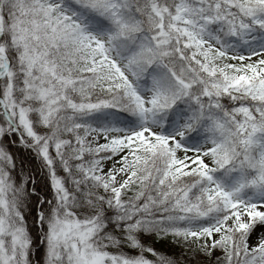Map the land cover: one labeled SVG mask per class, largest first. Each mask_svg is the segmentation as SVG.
Segmentation results:
<instances>
[{
	"label": "snow or ice",
	"instance_id": "obj_1",
	"mask_svg": "<svg viewBox=\"0 0 264 264\" xmlns=\"http://www.w3.org/2000/svg\"><path fill=\"white\" fill-rule=\"evenodd\" d=\"M0 264H264V0H0Z\"/></svg>",
	"mask_w": 264,
	"mask_h": 264
},
{
	"label": "trees",
	"instance_id": "obj_2",
	"mask_svg": "<svg viewBox=\"0 0 264 264\" xmlns=\"http://www.w3.org/2000/svg\"><path fill=\"white\" fill-rule=\"evenodd\" d=\"M157 247H159V245H157Z\"/></svg>",
	"mask_w": 264,
	"mask_h": 264
}]
</instances>
